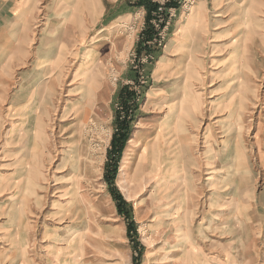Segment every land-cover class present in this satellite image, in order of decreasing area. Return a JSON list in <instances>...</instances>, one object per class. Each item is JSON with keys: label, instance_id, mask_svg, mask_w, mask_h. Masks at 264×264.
<instances>
[{"label": "rangeland", "instance_id": "rangeland-1", "mask_svg": "<svg viewBox=\"0 0 264 264\" xmlns=\"http://www.w3.org/2000/svg\"><path fill=\"white\" fill-rule=\"evenodd\" d=\"M152 1L0 0V264H264V0Z\"/></svg>", "mask_w": 264, "mask_h": 264}, {"label": "trees", "instance_id": "trees-1", "mask_svg": "<svg viewBox=\"0 0 264 264\" xmlns=\"http://www.w3.org/2000/svg\"><path fill=\"white\" fill-rule=\"evenodd\" d=\"M137 5L143 6L145 8V11H146L147 26L145 27V29L141 33L143 36V38H142L143 42H146V41L151 40L156 34L154 27L149 24V20H151L152 13L157 11L158 4L156 2H153L152 0H137ZM174 5H175L174 2H169V1L165 2V7H175ZM128 93L130 94V92H128ZM115 131L116 132L113 134V138L111 140V151H113V153L110 154L111 151L109 153V159H110L109 161L110 162L112 161V165H114V166H113V168L111 167V170H109L110 166L108 163L107 167H106L107 170L105 172V178H106L107 182L111 183V184L113 183V177L117 171V166L115 165V162H114L115 160H113L112 157L117 158L121 155L124 144H125L126 140L128 139L127 138L128 134L126 132V127L124 124H118ZM114 155H116V156H114ZM109 175H112L111 178H109L110 177ZM113 193L115 195V198L119 201V204L117 206V210L119 211V213H121V214L123 213L124 215L126 214L127 217H129V213L122 208V204L125 203L122 196L119 193L118 194L116 192H113ZM133 225H134L133 222H128V226H127V234L128 235L135 230L134 228H132ZM137 245L139 246V249L141 250L142 247L139 244H137ZM134 250H135V252H134V255L132 256V260H133V263L134 262L136 263L139 260V253L136 251V249H134Z\"/></svg>", "mask_w": 264, "mask_h": 264}, {"label": "bare ground", "instance_id": "bare-ground-1", "mask_svg": "<svg viewBox=\"0 0 264 264\" xmlns=\"http://www.w3.org/2000/svg\"><path fill=\"white\" fill-rule=\"evenodd\" d=\"M199 11V10H198ZM198 14H199V12H198ZM196 16H197V14H196ZM203 16V15H202ZM192 64V63H191ZM49 76L50 75H52V73H50V74H48ZM47 75V76H48ZM56 78H58V75H56ZM95 80V79H94ZM89 81H91V78L89 77ZM95 82V81H94ZM94 84V83H93ZM97 86V85H96ZM49 88V87H48ZM48 88H47V86H46V90H47V92H50L49 90H50V88H49V90H48ZM97 88V87H96ZM69 98V97H68ZM241 105V104H240ZM90 108V107H89ZM42 113H44L45 114V111H43ZM36 121V120H35ZM45 124V123H44ZM43 124V125H44ZM159 154H160V148L158 147V145H156V143H154L153 145H152V147L150 148V149H148V150H146V151H144L143 152V154H141V157L139 158V160H138V163H137V169H138V172H139V176L138 177H140V174H141V172L140 171H142L143 172V170H144V168H142V167H144V162H154L155 163V161L156 160H158V157H159ZM177 163V162H176ZM171 164H173V162H171ZM164 166V168H166L167 166L166 165H163ZM182 170V169H181ZM137 172V173H138ZM172 174L173 175H171L170 176V179L171 180H173V182L174 183H169V185H168V189H169V192H167V195L165 196L166 198H168L169 197V199L171 200V201H173V200H176L177 198H178V196H179V194L180 193H178V194H175V192L178 190V191H180L181 192V196L179 197V199H180V206H182V204H184V202H185V206H183V207H185L186 208V210L187 211H191L190 210V207H189V205H192V204H194L193 203V196H194V193H195V189L194 188H192V187H190L188 184H186L185 185V187L183 186V184H179L178 182H179V179H180V177H181V175L178 173V170L177 169H174V167H172ZM135 180H137V179H135ZM185 184V183H184ZM173 185H177L176 187L175 186H173ZM186 186H187V188H188V190H187V192H185L184 193V191H183V189L185 188L186 189ZM191 188V189H190ZM188 191L190 192V195L188 194ZM241 192V191H240ZM242 193V192H241ZM185 195H187V198H185ZM189 195V196H188ZM183 199V200H182ZM170 201V202H171ZM238 202V201H237ZM239 205V204H238ZM193 206V205H192ZM237 207V206H236ZM180 252V251H179Z\"/></svg>", "mask_w": 264, "mask_h": 264}, {"label": "crops", "instance_id": "crops-1", "mask_svg": "<svg viewBox=\"0 0 264 264\" xmlns=\"http://www.w3.org/2000/svg\"><path fill=\"white\" fill-rule=\"evenodd\" d=\"M111 1H116V0H111ZM135 2V1H134ZM9 43H10V41H5L4 42V48H6V47H8L9 46ZM178 43H179V45H181L182 44V42H181V40L179 39V41H178ZM233 197V196H232Z\"/></svg>", "mask_w": 264, "mask_h": 264}, {"label": "built area", "instance_id": "built-area-1", "mask_svg": "<svg viewBox=\"0 0 264 264\" xmlns=\"http://www.w3.org/2000/svg\"><path fill=\"white\" fill-rule=\"evenodd\" d=\"M158 10H161V8L159 7Z\"/></svg>", "mask_w": 264, "mask_h": 264}]
</instances>
